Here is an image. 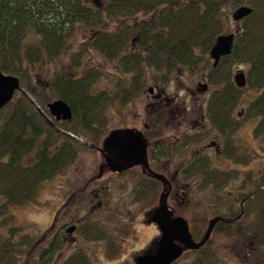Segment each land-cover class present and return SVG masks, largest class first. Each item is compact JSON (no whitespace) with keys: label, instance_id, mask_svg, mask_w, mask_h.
I'll return each mask as SVG.
<instances>
[{"label":"trees","instance_id":"obj_1","mask_svg":"<svg viewBox=\"0 0 264 264\" xmlns=\"http://www.w3.org/2000/svg\"><path fill=\"white\" fill-rule=\"evenodd\" d=\"M228 2L236 8L251 6L253 11L241 21L233 52L223 56L217 66L211 65L209 82L224 87L212 92L208 115L217 125L233 115L231 109L239 105L245 89L233 81L234 67L245 65L246 88L259 92L249 102L244 115L249 110L251 117L260 116L256 128L260 132L264 124V0H106L100 4L89 0H0V71L18 76L21 86L0 111V116L3 115L0 124L1 206L9 211L11 207L29 203L46 181L60 176L76 162L79 149L87 146L66 132L84 137L85 141L99 142L96 125L108 97L105 91H96V75L80 74L78 69L72 73L62 63L48 89L70 105L73 117L68 122L58 121L48 109L51 101L48 90L39 89L27 69L60 61L61 55L72 46L76 28L87 25L98 31L92 47L111 59L119 57L122 69L135 73L131 91L136 94L145 85L147 67L166 78L179 68L194 72L203 60L210 61L209 52L216 38L224 32L223 5ZM138 14L143 18L135 27L130 26L127 41L125 29L120 32L101 29L106 17L114 19ZM134 35L137 36L134 38L136 48L125 51L129 48L128 40ZM163 78L153 77V82L163 83ZM128 96L126 93L124 98ZM229 174L206 169L203 179L209 184L220 183ZM262 185L264 175L257 179L252 192L254 197L247 206L248 211L257 213L254 228L263 230L262 237H258L262 240L259 243H264ZM154 186L155 192L160 190L157 181ZM17 228L20 229L12 227L4 241L0 237V264H51L62 243L51 240L41 252L35 251L32 258L28 256L21 263L18 254L26 249L16 247L13 239ZM64 264L89 262L81 254L68 257Z\"/></svg>","mask_w":264,"mask_h":264},{"label":"rangeland","instance_id":"obj_2","mask_svg":"<svg viewBox=\"0 0 264 264\" xmlns=\"http://www.w3.org/2000/svg\"><path fill=\"white\" fill-rule=\"evenodd\" d=\"M89 1L93 4H100L106 0ZM223 6V13H225L223 33H234L242 26V22H236L232 18L236 7L231 2ZM142 18V14L114 19L106 17L101 29L108 32H120L125 29L124 39L127 41L131 32H128V29L130 26L135 27ZM74 32L71 39L72 46L61 55L60 61L38 64L27 69L32 74L33 81L39 89L48 90L51 97L50 102H52L58 97L50 88L48 89V84L55 73L60 70L62 63L72 73L78 69L77 73L91 72L96 75V91L103 90L108 96L99 118L100 121L96 125L98 144L103 146V142L115 129L129 127L141 131L147 136L150 153H154L155 144L159 142L170 147V152L164 150L167 153L166 158L168 156L169 159L163 158L158 168L161 173L171 178L176 173V169H180L182 167L180 165L188 160L193 154L192 151H195L191 147L192 142L187 147L184 146L185 142L190 139L189 136L199 133L198 139H201L204 136L203 132L206 134L209 129L202 131L194 127L198 124L197 121L206 115V105L212 92L219 88L209 82L208 74L213 64L212 60H203L194 72L179 68L168 76L166 75V78L164 74L159 75L154 72V69L147 67L145 85L135 94L131 91L135 73L125 72L121 67L119 57L111 59L92 47L98 31L87 25H81ZM136 37L134 35L128 40V47L131 49L125 48V51L136 48L137 42L134 39ZM234 69V74L239 69L247 71L245 65H239ZM153 77L157 79L164 77L163 83L155 84ZM200 83L208 84V90H198ZM150 86L155 87L154 94L148 91ZM258 92L257 89L245 87L240 103L237 105L236 115H244L249 102L256 98ZM126 93L130 96L124 98ZM159 94L161 98L158 99L155 95ZM248 112L244 115L247 118L245 117L246 120L244 124L242 123V127L240 126L241 128L237 130L234 127L233 134L231 131L227 136L230 146L226 153L229 156L222 154L219 157L215 155L213 149L209 150L214 158L213 164L231 173L221 179L216 188L218 194L215 196L218 197L217 202H221L218 205L221 213L227 210L230 198L237 193L249 190L253 192L257 179L261 174L264 175V124L260 132H257L256 128L261 118L260 116L251 117ZM2 119L3 115L0 116V124ZM207 121L206 125L211 127ZM237 125L235 123V126ZM208 131L213 134L208 133L211 139H220L216 130L211 128ZM77 155L76 162L60 176L57 175L46 181L29 203L11 207L7 211L1 206L3 199L0 198V216L1 213L3 215L0 218L1 240L4 241L7 238L12 227H20L16 229L17 234L13 240L16 242V247L26 249L23 254H18L20 257L17 258L24 263L23 259H28V256L32 258L35 251L36 253L41 252L47 242L52 240L57 226L60 227L63 223L69 222L70 217L75 216L86 223L84 225L86 232L77 231L73 234L60 235L62 247L55 254L51 264H64L68 257L74 258L81 254L87 257L89 264H136L139 257L152 252L146 245L152 243L153 240L156 243L161 234L159 227L157 226L156 229L151 226L150 222L158 207L159 196L164 190L163 182L159 183L161 184L160 190L157 192L153 189L155 186L151 190L145 186L142 192L137 188V182L142 178L139 175L140 170L133 172L129 177L121 175L112 180L109 177L112 173L108 169L106 160L98 151L81 147ZM31 159L29 158V161ZM182 170L177 173V183L185 177ZM186 180H190L188 176ZM136 188L135 194L133 192ZM198 189L194 187L187 197L181 193L179 195L185 197L186 200L192 198L195 201L198 199L206 203L210 197L208 190L201 192ZM178 197L176 194L172 195L173 201L170 199L168 204L171 210L173 209L177 214L187 213L193 224H196L194 221L198 223L201 221V225L206 226L203 222L210 219L209 211L203 207L194 209L195 206L192 209L190 204L187 207L183 205L187 203L182 202ZM255 213L253 212L249 217L252 226H256L258 219ZM241 227H236L237 232H241ZM257 230L252 229L253 236H256ZM262 232L263 230H258L257 236H261ZM236 238L237 236L232 238V236L218 234L216 231L214 241H212L216 252H213V245L207 251L186 252L175 264H200L197 261L200 260L199 257H205L202 255L208 253H213L215 264H242L237 256ZM256 241L257 248L250 258L251 263L256 261L259 255H261L259 257L261 261L264 258V246H260L259 243L262 240L258 238Z\"/></svg>","mask_w":264,"mask_h":264},{"label":"flooded vegetation","instance_id":"obj_3","mask_svg":"<svg viewBox=\"0 0 264 264\" xmlns=\"http://www.w3.org/2000/svg\"><path fill=\"white\" fill-rule=\"evenodd\" d=\"M241 21H237V22H241ZM238 31L239 30H237L235 33L237 34ZM212 62H213V60H212ZM234 75H233V81H234ZM222 85L223 84L216 85L219 88H216L214 90L223 88L224 86H222ZM207 90H208V88H207ZM156 98H158V97H156ZM159 98H161V94H159ZM231 103H233V102L231 101ZM208 104H209V100H208L206 106H208ZM232 109H231V112L233 113L234 116L232 115L230 118H225V121L221 125L215 124L212 121V118L208 115V110H206V112H207L206 115H204L203 117L200 118L199 121H197L198 124L194 128L196 130H202V131L207 130L208 128L209 129L212 128L213 130H216L219 133L217 136L220 139H218V138H216L217 140L215 138L211 139L210 136L213 134H211L208 131L209 129L207 130L206 134H205V132H203L204 136H202L201 139H198L199 133H197L196 135H190L189 136L190 139L187 142H185V144L184 143L183 144L185 147H187L192 142L193 145L191 147L194 148L195 151L194 152L192 151L193 154L188 158V160H186V162H184L182 165H180V166H182L180 169L179 168H178V170L176 169V171H175L176 173L171 178L167 174H164L163 172L161 173L160 172L161 170H159L160 168H158V165L161 163L163 158L169 159L168 156L166 158L167 153L165 151L170 152V147L167 144H166L167 146H165V144L163 142H159L158 144H155V149L153 150L154 153H152V152L150 153L149 152L150 146L148 145L149 142L147 143V139H146L147 136L145 135V133H143V134H144L145 141L147 144L148 160L150 163L151 171H155L157 173L163 174L167 179H169V181L171 183V187L169 190V196H168V204H169L170 199L172 198V195L176 194L177 197L179 196L178 198H181L182 202L187 203V204L182 203L183 205H187V207H189V204H190V207H192V209L195 206L194 209H201L203 207L206 211H209L210 219H212L214 217L216 218V216H222V217L227 219L226 221L220 220L216 223L214 229H212L213 231L211 233L210 238L207 239V242L203 246H201L197 250L196 249H187V250L183 251L182 256L186 252H190V253L192 252L193 253L194 251L201 252V251H207V249L210 250L211 246L213 245L212 241H214V236H215L216 231H217L218 234L221 233L222 235L232 236V238L237 236V238L235 239L236 251L238 253L237 256L239 257L242 264H248V263L250 264L251 263L250 258H252V254H253L254 250L257 248V246H256L257 241L256 240L258 239L257 238L258 232L256 233V236H253L251 233L252 229L256 230V228H254L255 226H252V222L249 219L250 214H252V213L250 211H248L249 208H247L248 202H250V199L252 197H254L251 193L252 191L249 190L247 192L246 191L239 192L236 195H234L232 198H230V201H229L227 208H226L227 210L221 213L218 210V205L221 202L220 201L217 202L218 197L215 196L218 194L216 188L219 186V182L214 181V182H210V184H209V183H205V181L203 179V171L206 169H213L214 168L216 170H221V171L227 172L225 170L220 169L219 166L213 164L214 158L212 156V153H210L209 150L213 149L214 153H216L215 155H217L219 157L222 154L226 155L227 154L226 152L229 149L228 147L230 146L229 145V139H227L228 138L227 136L230 135L231 131L233 134L234 127H236L235 130L240 129L242 127V123L245 122L246 116H243V115L242 116L241 115L235 116L237 107H235V108L233 107ZM206 121L211 124V127L206 125ZM235 123H237L238 125L235 126ZM208 133L211 135H209ZM200 135H202V133ZM82 138L79 141H83L85 143V145L90 150L98 151L102 155L103 159L105 160L104 155L100 152V148L103 147L102 144H100V143L98 144V143H95L93 141H85L84 137H82ZM148 140H149V138H148ZM162 146H164V148ZM160 148H163V149H160ZM108 169L112 173V175L109 176L110 179H112V180H113V178H118L121 175H125V176L129 177L133 172L140 170L139 175L142 178L137 182V185H138L137 188H139L142 192H143V190H145V186L149 187L151 190V188L154 187L155 181H157L158 184L163 182V181L161 182V180L156 179L152 175L150 170L148 168H145L142 164L141 165H135L131 168H128V169H125L122 171H114L109 166H108ZM179 170H182L185 177L183 180H181L179 183H177L176 176H177V173ZM109 173L110 172H107V174H109ZM137 174H136V176H137ZM187 176L189 177L190 180H186ZM193 179H195V180H193ZM144 182H146V183L144 184ZM192 182H193L194 186H193V184H191ZM159 185H161V184H159ZM163 185H164V183H163ZM194 187H198L199 188L198 190H200L201 192L208 190L207 193L210 195V197H208L209 199L206 198V199H208L206 201V203H203L198 199H196V201H195L192 198H189V200H186L185 197H181L179 195V193H181L187 197V194L191 193L192 189H194ZM137 188L135 189V191L133 193H135L137 191ZM260 188H264V185L260 186ZM190 189H191V191H190ZM96 195H98V193ZM159 199H160V196H159ZM99 201L102 202V200H99ZM171 201H173V199H171ZM157 205L159 206V203ZM169 207H170V205H169ZM170 209H171V207H170ZM172 211H173V217L174 218L175 217H183L185 219V221L188 222L189 229H190L189 231L191 232L194 240L197 242H200V240L203 239L204 234L206 233V229L208 228L210 219H206L203 222V223H206V226L201 225V221L199 223L194 221V223H196V224H193V221H191V219L187 216V213L177 214V213H175V211L173 209H172ZM85 224L86 223H84L83 220L77 219L75 216H72V217H70L69 222L63 223V225H61L60 227L57 226V228L54 231V236H53L52 240H54V241L57 240L59 242H62L60 240V235H62V234H68V233L73 234V233H76L77 231H79L80 233H83L84 231L86 232V226H84ZM150 224H151V226L155 227L156 229H157V226L159 227V224L156 221H153L152 218H151ZM70 226L75 227L72 232H69ZM237 226H242L241 232H237V230H236ZM159 229H160V227H159ZM157 236H159V235H157ZM161 236H162V232L160 234L158 241L156 242L157 244L155 243V240H153L152 243L150 242L149 244L146 245V247H149V249H151V251H152L149 254H153L156 252V249L159 246L158 242H159ZM260 246H264L263 243H260ZM212 247H213L212 248L213 252H216V248L214 247V245ZM153 249H154V251H153ZM184 249H186V248H184ZM212 254L208 253L207 255H202L205 257H202V258L199 257L200 260H197V261L200 264H215L216 261H215L214 256ZM259 257H261V255L257 256V258L255 259L256 261H253V263H251V264H264L263 263L264 258H263V261H261V259ZM178 260L172 262V264H175Z\"/></svg>","mask_w":264,"mask_h":264},{"label":"water","instance_id":"obj_4","mask_svg":"<svg viewBox=\"0 0 264 264\" xmlns=\"http://www.w3.org/2000/svg\"><path fill=\"white\" fill-rule=\"evenodd\" d=\"M253 8L248 5H242L235 9L232 18L237 22L250 15ZM236 33H222L216 38L215 44L209 52L210 58L213 60V66H217L223 56L232 53ZM234 81L240 88L246 87L247 75L243 69H239L234 75ZM208 84L200 83L198 90L207 91ZM21 89L18 76L6 74L0 71V111L13 98L16 91ZM148 91L154 94L155 87L150 86ZM159 98V95H155ZM48 105L50 115L59 121H70L73 117L72 108L65 100L59 98ZM49 121H51L49 119ZM63 131V130H60ZM70 137L81 140L80 137L66 132ZM100 148V152L104 155L108 166L114 171H122L135 165H143L148 168L152 175L163 181L164 190L159 199V206L154 211L152 220L159 224L162 236L159 240V246L153 254H144L139 257L136 264H172L178 260L182 254L184 247L186 249H198L203 246L207 239L210 238L212 229L220 220L227 219L222 216H216L209 221L206 233L200 242L194 240L189 231V224L183 217H173V211L168 205V196L171 183L163 174L151 171L148 160V150L144 134L133 128H120L112 131ZM74 226L69 227L72 232Z\"/></svg>","mask_w":264,"mask_h":264},{"label":"bare ground","instance_id":"obj_5","mask_svg":"<svg viewBox=\"0 0 264 264\" xmlns=\"http://www.w3.org/2000/svg\"><path fill=\"white\" fill-rule=\"evenodd\" d=\"M233 47H234V45H233ZM232 52H233V49H232ZM244 71H245V70H244ZM245 72L247 73V71H245ZM58 121H59V120H58ZM160 196H161V195H160ZM184 248H185V247H184ZM185 250H187V249H183V251H185ZM183 251H182V252H183Z\"/></svg>","mask_w":264,"mask_h":264}]
</instances>
